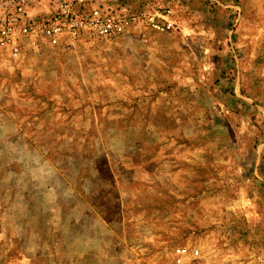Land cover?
<instances>
[{
    "label": "rangeland",
    "instance_id": "rangeland-1",
    "mask_svg": "<svg viewBox=\"0 0 264 264\" xmlns=\"http://www.w3.org/2000/svg\"><path fill=\"white\" fill-rule=\"evenodd\" d=\"M99 3L117 34L0 47V264H256L264 0Z\"/></svg>",
    "mask_w": 264,
    "mask_h": 264
},
{
    "label": "built area",
    "instance_id": "built-area-1",
    "mask_svg": "<svg viewBox=\"0 0 264 264\" xmlns=\"http://www.w3.org/2000/svg\"><path fill=\"white\" fill-rule=\"evenodd\" d=\"M100 0H0V47L6 48L12 57L22 54V42L28 37L55 43L58 38H76L93 35L106 38L120 32L126 22L118 20L104 9ZM46 4V18H37L34 7ZM170 11L155 9L141 17L146 29L154 33H167L174 29ZM176 264L186 258L200 256L198 249H176ZM256 264H264V247L256 258Z\"/></svg>",
    "mask_w": 264,
    "mask_h": 264
}]
</instances>
